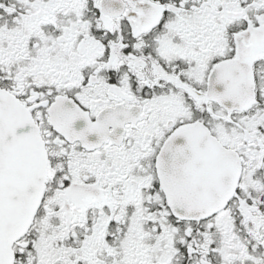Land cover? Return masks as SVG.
Masks as SVG:
<instances>
[{
	"label": "snow or ice",
	"instance_id": "obj_1",
	"mask_svg": "<svg viewBox=\"0 0 264 264\" xmlns=\"http://www.w3.org/2000/svg\"><path fill=\"white\" fill-rule=\"evenodd\" d=\"M0 264H264V0H0Z\"/></svg>",
	"mask_w": 264,
	"mask_h": 264
}]
</instances>
